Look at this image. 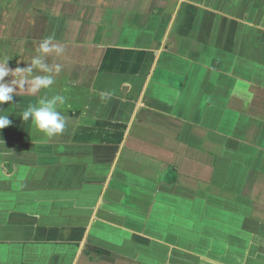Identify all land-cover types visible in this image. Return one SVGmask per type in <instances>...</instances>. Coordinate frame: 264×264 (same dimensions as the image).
<instances>
[{
  "label": "crops",
  "instance_id": "0c3cea01",
  "mask_svg": "<svg viewBox=\"0 0 264 264\" xmlns=\"http://www.w3.org/2000/svg\"><path fill=\"white\" fill-rule=\"evenodd\" d=\"M5 61L0 264H264V0H0Z\"/></svg>",
  "mask_w": 264,
  "mask_h": 264
},
{
  "label": "clouds",
  "instance_id": "9594fccd",
  "mask_svg": "<svg viewBox=\"0 0 264 264\" xmlns=\"http://www.w3.org/2000/svg\"><path fill=\"white\" fill-rule=\"evenodd\" d=\"M53 37H46L40 42L38 52L40 55L35 56L31 64L20 68L19 71L31 73L33 68H39L41 71L47 73L52 69L44 62V55L54 52L56 55H61L64 52V47L53 43ZM61 70L60 65L55 66V71ZM10 69L8 62L5 61L0 64V105L13 101L15 88L5 81V77L9 75ZM54 83L50 75L35 76L31 80L32 92H39L41 89H47ZM65 102V97L62 95H55L49 99H42L38 105H30L24 110L20 117L23 121H31L35 128L42 132L45 137H53L63 133L66 120L64 116L57 110L58 105ZM12 121L9 115H0V130L10 126ZM3 142V141H0Z\"/></svg>",
  "mask_w": 264,
  "mask_h": 264
},
{
  "label": "flooded vegetation",
  "instance_id": "af4514ba",
  "mask_svg": "<svg viewBox=\"0 0 264 264\" xmlns=\"http://www.w3.org/2000/svg\"><path fill=\"white\" fill-rule=\"evenodd\" d=\"M61 3H63V2H61Z\"/></svg>",
  "mask_w": 264,
  "mask_h": 264
}]
</instances>
